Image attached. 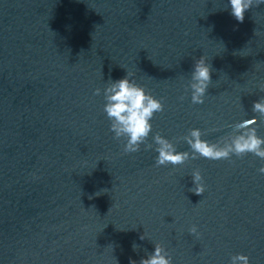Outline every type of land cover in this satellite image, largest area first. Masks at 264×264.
Listing matches in <instances>:
<instances>
[{
	"label": "clouds",
	"instance_id": "clouds-1",
	"mask_svg": "<svg viewBox=\"0 0 264 264\" xmlns=\"http://www.w3.org/2000/svg\"><path fill=\"white\" fill-rule=\"evenodd\" d=\"M264 3V0H229L231 15L240 23L245 19V13L250 9ZM132 73L124 78L109 80L103 89L104 105L103 112L110 122V131L116 140H123V152L125 154L140 151L141 145L145 150L152 149L153 144L147 143L148 137L153 132V120L155 114L162 113L165 105L162 99L150 94L146 89L130 79ZM212 83V67L206 62L205 57L196 60L191 73L188 88L191 90V102L193 104L204 103L208 88ZM264 89V85L261 86ZM101 89L96 88L94 95H100ZM183 99V97H181ZM253 111L264 115V99L253 104ZM256 119L239 122L236 126V134L227 142H209L202 139L203 133L199 128H193L183 137L190 151H177L172 141L156 133L153 137L155 151L158 156L155 165L173 167L183 165L190 159L205 158L208 160H230L232 156L242 158L248 154L264 161V137L257 134L253 126ZM264 173V166L258 169ZM194 187L190 189L195 195L202 196L205 185L199 169L192 173ZM107 191V190H105ZM99 195V193H97ZM110 211V209H109ZM190 234L199 236L200 233L195 225L189 229ZM141 239H144L142 236ZM138 245H133L134 250ZM132 264H136L135 261ZM139 264H173L172 257L163 244L156 243L154 251L146 258H142ZM230 264H250L247 255L237 253L231 256Z\"/></svg>",
	"mask_w": 264,
	"mask_h": 264
}]
</instances>
